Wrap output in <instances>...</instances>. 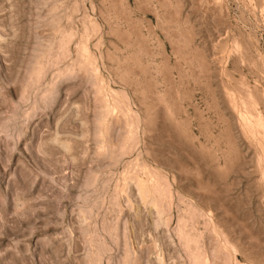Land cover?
<instances>
[{
	"label": "rangeland",
	"instance_id": "1",
	"mask_svg": "<svg viewBox=\"0 0 264 264\" xmlns=\"http://www.w3.org/2000/svg\"><path fill=\"white\" fill-rule=\"evenodd\" d=\"M0 264H264V0H0Z\"/></svg>",
	"mask_w": 264,
	"mask_h": 264
}]
</instances>
